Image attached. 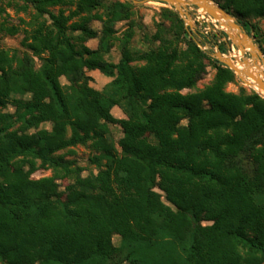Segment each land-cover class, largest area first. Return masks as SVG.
Wrapping results in <instances>:
<instances>
[{"label":"trees","instance_id":"1","mask_svg":"<svg viewBox=\"0 0 264 264\" xmlns=\"http://www.w3.org/2000/svg\"><path fill=\"white\" fill-rule=\"evenodd\" d=\"M70 3L8 2L34 14L26 50L0 49V264H264V99L227 92L235 73L171 10L163 11L179 20L186 49L158 36L157 47L134 53L128 34L112 64L103 56L133 5L77 0L67 15L51 10ZM220 7L264 44L248 21L264 16V0ZM96 38L97 49L85 45ZM202 58L217 72L184 94L202 79ZM93 70L112 78L105 90L89 86ZM45 122L50 130L39 128ZM109 124L122 129L120 151ZM77 145L98 152L89 158L96 173L66 158ZM41 168L51 176L32 179Z\"/></svg>","mask_w":264,"mask_h":264},{"label":"rangeland","instance_id":"2","mask_svg":"<svg viewBox=\"0 0 264 264\" xmlns=\"http://www.w3.org/2000/svg\"><path fill=\"white\" fill-rule=\"evenodd\" d=\"M72 3L62 7H54L51 10L55 13L61 8L65 14H69L70 11L75 9V2L77 0H70ZM118 2H130L132 6L133 15L129 20L117 22L114 26L115 41L109 52L103 56L106 62L117 64L122 57V39L126 38V35H130L128 47L132 52H145L153 49L159 45L158 36L162 39L173 40L180 49L184 50L187 48L186 37L180 31L179 20L170 14H166L163 10L168 9L178 14L179 18L183 22L185 29L193 32L199 42H201L200 48L207 53L208 56L215 58L214 55L217 52H221L224 57H230L232 53L240 51L234 42L227 35V29L222 27L213 17L208 13L203 12L194 5H187L184 10L191 16L183 17L180 13L170 4L162 2H144L138 3L135 0H113ZM214 6L220 7V3L223 0H210ZM9 0H1V11H0V25L5 28H15L17 31L13 34L0 31V49H7L11 52H23L26 50L24 47V41L30 42L29 31L31 30V22L34 14V10L29 8L27 11H22L14 6L8 5ZM21 4V3H20ZM221 8V7H220ZM230 14V13H229ZM232 15V14H231ZM233 16V15H232ZM234 17V16H233ZM238 20L236 17H234ZM73 19L71 22L75 21ZM248 21L257 26L259 31L264 34V16L261 18H249ZM90 27L96 30L98 33L102 30V24L98 21H92ZM245 29V28H244ZM177 34V35H175ZM255 43L264 54V44L259 46L254 38ZM99 39H90L85 42V45L90 49H97ZM220 46V47H219ZM223 50V52L220 50ZM241 52V51H240ZM242 55V53H241ZM235 60V58H232ZM252 61L249 52L240 56V60ZM41 60L35 57V64L38 68L41 65ZM143 62H133L132 65H142ZM201 64L204 68V74L202 79L198 82L196 88L183 90L184 94L197 92L204 87L208 86L216 72L217 68L207 58L201 59ZM87 75L91 77L89 86L96 91H103L106 89L108 84L112 81V78L106 77L98 70L87 71ZM236 78L232 83L226 86V91L234 94H238L241 90H244L246 94L257 93L264 99V94L245 83L244 80L235 74ZM61 84H66L67 81L64 77L60 78ZM19 98L21 96H13ZM22 98L28 99L30 95L27 94ZM6 112H14V107L8 105L4 110ZM111 114L117 119H124L126 115L122 106H114L111 109ZM40 129L50 130L52 128L51 122H45L40 125ZM34 131V130H32ZM31 131V132H32ZM108 136L115 143V147L118 151L120 148L118 143L123 136L122 129L118 124L108 125ZM71 152H65L66 158L77 159L79 165L83 166L86 171L84 175L89 172L96 173L97 168L95 165L89 163V158L98 155V152L91 149L89 146L77 145L71 148ZM52 174L49 169H38L33 175L32 179H42L50 177ZM156 191L159 192L158 189ZM205 226L210 223L204 222ZM120 237L113 236V243L119 244Z\"/></svg>","mask_w":264,"mask_h":264},{"label":"water","instance_id":"3","mask_svg":"<svg viewBox=\"0 0 264 264\" xmlns=\"http://www.w3.org/2000/svg\"><path fill=\"white\" fill-rule=\"evenodd\" d=\"M135 2H162L170 4L180 13V15L189 18H191L190 14L184 10L187 5H194L200 10L202 8L204 9V12L208 13L215 20L224 19L226 21V25L224 26H226L227 35L241 51L242 55L249 52L253 64H255L256 61H260L264 64V54L255 43L254 38L246 32L244 27L240 25L231 14L220 7L214 6L210 0H135ZM207 2H210L212 5H207ZM218 13H220V15H218ZM247 47L249 50H246ZM214 57L237 74L247 85L251 87L255 86L258 91L264 92V80L262 78L255 76L248 70L238 69L234 64V60L230 57H224L221 52L215 53ZM247 61L248 60L244 59L243 63H247ZM248 79H252L254 83L249 82Z\"/></svg>","mask_w":264,"mask_h":264},{"label":"bare ground","instance_id":"4","mask_svg":"<svg viewBox=\"0 0 264 264\" xmlns=\"http://www.w3.org/2000/svg\"><path fill=\"white\" fill-rule=\"evenodd\" d=\"M206 4L212 5L210 2H207ZM202 11L204 12V9H202ZM218 15H220V13H218ZM216 21L222 27L226 28V26H224V25H226V21L224 19H219ZM246 50H249V48L247 47ZM240 56H242L240 51L231 54L230 58H235V60H234L235 66L240 70H248V71L252 72L255 76H259L260 78H262L264 80V64L260 61H256L255 64H253L252 61H247V63H243V61L240 60ZM248 80H249V82L254 83V81L252 79H248ZM254 88L256 89L255 86H254ZM260 92L264 94L263 91H260Z\"/></svg>","mask_w":264,"mask_h":264}]
</instances>
